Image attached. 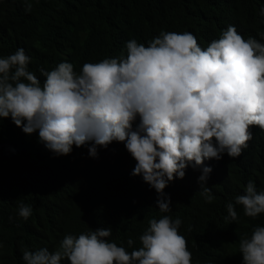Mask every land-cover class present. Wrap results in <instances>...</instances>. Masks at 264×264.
<instances>
[{
	"label": "clouds",
	"instance_id": "9594fccd",
	"mask_svg": "<svg viewBox=\"0 0 264 264\" xmlns=\"http://www.w3.org/2000/svg\"><path fill=\"white\" fill-rule=\"evenodd\" d=\"M22 2L31 12L32 0ZM29 63L23 48L0 57V118H10L26 135L38 132L39 142L55 156L90 144L89 155L97 158L98 149L124 143L137 162L131 175L156 191L161 213L171 211L165 188L183 179L189 165L200 168L201 195L211 203V188L204 185L212 168L204 161L220 160L225 153L238 158L252 139L250 126L264 130V43L245 40L233 25L205 49L190 32L161 31L147 47L131 39L126 55L85 63L79 73L69 62L51 71L40 67L43 85ZM32 211L21 203L18 215L26 221ZM262 213L264 191L249 181L243 194L227 203L224 221L233 224L240 215L253 220ZM181 224L169 215L150 219L139 237L141 247L131 252L109 242L110 227H100L78 237L66 234L54 251L25 249L23 260L191 264L187 241L178 232ZM127 244L132 247L133 239ZM239 253L243 264H264V227L239 240Z\"/></svg>",
	"mask_w": 264,
	"mask_h": 264
},
{
	"label": "trees",
	"instance_id": "16d2710c",
	"mask_svg": "<svg viewBox=\"0 0 264 264\" xmlns=\"http://www.w3.org/2000/svg\"><path fill=\"white\" fill-rule=\"evenodd\" d=\"M261 9L264 0H32L26 12L22 0H0V57L23 48L43 85L40 67L51 71L69 62L79 73L85 63L126 55L131 39L147 47L161 31L190 32L205 49L233 25L245 40L264 43ZM249 131L252 139L238 158L225 153L204 161L212 168L204 185L211 188V203L201 195L200 168L189 165L183 179L165 188L171 211L161 213L156 191L131 175L137 162L124 143L98 149L97 158L89 155L90 144L55 156L38 132L26 135L10 118H0V264H25V249L54 251L66 234L78 237L100 227H110L109 242L131 252L141 247L149 220L163 215L181 219L178 232L191 264H243L239 240L264 227V213L253 220L240 215L233 224L224 215L249 181L264 191V130ZM21 203L33 210L26 221L18 215Z\"/></svg>",
	"mask_w": 264,
	"mask_h": 264
}]
</instances>
